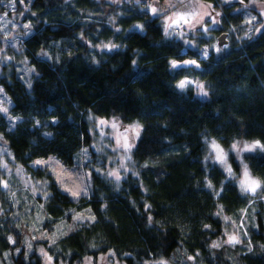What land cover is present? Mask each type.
I'll use <instances>...</instances> for the list:
<instances>
[{
	"label": "trees",
	"instance_id": "1",
	"mask_svg": "<svg viewBox=\"0 0 264 264\" xmlns=\"http://www.w3.org/2000/svg\"><path fill=\"white\" fill-rule=\"evenodd\" d=\"M205 1L222 10L218 31L230 39L225 50L201 58L198 48L183 52L180 39L165 36L160 16L133 0H30L24 17L32 31L20 46L32 71L24 79L15 68L2 71L9 112L19 120L10 128L0 114V134L27 173L49 181L43 229L85 209L94 215L53 242L38 240L55 262L78 264L113 250L126 264H264V187L241 191L234 153L233 176L207 158L211 138L225 149L240 139L264 144V26L243 34L244 13L236 8L249 0ZM7 8L0 0V14ZM106 42L114 47H94ZM186 58L198 65L172 66ZM184 77L203 81L207 96L178 87ZM90 113L138 119L142 128L120 185L92 169L90 195L73 199L31 162L55 155L75 164L92 144ZM242 157L264 181V151ZM13 206L0 187V258L22 239ZM248 212L253 222L245 220ZM226 217L245 226L241 240L213 247ZM11 261L42 264L39 253L23 248Z\"/></svg>",
	"mask_w": 264,
	"mask_h": 264
},
{
	"label": "rangeland",
	"instance_id": "2",
	"mask_svg": "<svg viewBox=\"0 0 264 264\" xmlns=\"http://www.w3.org/2000/svg\"><path fill=\"white\" fill-rule=\"evenodd\" d=\"M5 1L8 6L7 11L0 14V76L2 75V71L11 72V70L15 68L16 70L21 71V78L24 79L27 74L32 71L27 65L20 46V40L32 31L28 20L24 17L28 10L30 0ZM107 1L116 3L122 0ZM133 1L137 2L139 6L141 5L143 8H146L152 16H160L165 36L180 39L185 45L182 49L183 52L187 51L189 47L198 48L199 56L205 58L212 51L219 53L222 50H225L228 46L230 39V35L228 34V42L224 45L218 44L219 35L222 32L228 31H218L222 25V10L220 7H214L210 2L205 0ZM231 1L233 0H222L224 3H230ZM235 1L240 2V0ZM242 4L243 6H238L236 8V10H242L244 13L242 32L245 36H251L264 26V0H249L248 3ZM152 8H156L158 11L152 13ZM181 15L184 16V19H179ZM169 17L172 19H169ZM201 17H203L202 20H200ZM213 19L217 22L213 23ZM174 20L178 22L173 23ZM198 20H200L199 23H197ZM169 25H171V27H169ZM203 41L204 43H202ZM94 47L98 50H106L113 48L114 45L110 42H106L96 44ZM205 53L207 54L205 55ZM175 61L177 62V66L193 64L185 63L186 61H195L193 65H198V61L195 58H186L182 61ZM184 80L190 82L185 87L191 86L195 93L200 97L207 96L208 91L203 81L184 77L181 78L178 83ZM0 89H2V91H0V109H7V112L0 111V114L6 118L10 128H12L14 123L19 120V117L14 116L9 112L10 106L12 105V99L1 83ZM88 120L92 134V144L84 147L79 154L76 155L75 164L71 166L65 165L55 155L38 157L31 162L34 167L40 166L45 168L52 175L60 189L68 193L73 199L90 195L92 169L112 178L118 185H120L122 176L133 168L132 150L142 128V124L138 119L124 121L118 115L106 117L90 113ZM101 121H105L106 123L102 124ZM113 123L117 126L113 127ZM133 126H139L138 135L132 130ZM212 141H215L220 149H222L223 153L226 154V164L215 159L216 153L211 148ZM237 142H239L238 149H243L245 142L251 144L254 141L250 142L249 140L240 139L236 140L233 144H237ZM126 144L133 146L129 149L125 147ZM92 151H94L96 155L92 154ZM230 152L234 153L239 158L241 165L240 180L243 178V165L246 164L242 157L244 151L240 152L238 155L237 151H234L232 147L230 149L222 148L214 138L207 141V158L210 161H215L222 165L227 174V168L229 166L231 167L228 158ZM49 158L54 159L45 164L34 163L39 160L48 162ZM57 161L59 162L58 164L56 163ZM0 173V187L5 191L6 197L9 198L14 205L13 213L14 216L19 219V229L22 236L21 242L15 250L3 253V256L0 258V264H12L11 260L13 259V256H15L21 248L27 253H30L33 250L39 253L42 258V264H65L63 262H55L43 244L38 243V240H48L49 242H53L58 237L72 230L76 225V221H84L88 219L93 220L94 215L89 209H85L76 212L72 216V221L70 222L61 219L52 226L51 230L43 229L42 222L45 218V213L42 204L50 194L48 190L49 181L46 178H34L27 173L24 167L15 161L13 154L1 134ZM69 173L71 174V178L68 176ZM110 173H116L119 176V179H117L115 175H110ZM58 176L63 179V184ZM5 182L7 187H4ZM65 188H69L73 192H78L79 195L73 196L66 191ZM248 214L249 212L246 214L245 220L253 222ZM78 217H82V219H78ZM240 225L242 226V229H244L245 226L243 224ZM242 229L235 221L226 219L225 232L215 243H218L219 245L226 244L225 241H227L228 237L231 235L238 236L239 240H241ZM48 257L52 258L51 261H49ZM161 262H164V264H173L174 260L172 258L158 259L154 262L148 263L161 264ZM78 264H126V262L120 259L115 251L108 250L99 253L97 256L87 255L82 262Z\"/></svg>",
	"mask_w": 264,
	"mask_h": 264
},
{
	"label": "snow or ice",
	"instance_id": "3",
	"mask_svg": "<svg viewBox=\"0 0 264 264\" xmlns=\"http://www.w3.org/2000/svg\"><path fill=\"white\" fill-rule=\"evenodd\" d=\"M151 11H152V13H156L158 10L156 8H152ZM192 15H195V14H192ZM169 19H172V18L169 17ZM179 19H184V16L181 15L179 17ZM202 19H203V17L200 18V20H202ZM200 20H198L197 23H199ZM177 22L178 21H176V20L173 21V23H177ZM185 22H187V21H185ZM212 22L216 23L217 21H215V19H213ZM169 27H171V25H169ZM106 47H108V46H106ZM206 54L207 53H205V55ZM171 63H172L173 67L177 66V62L176 61H172ZM185 63H193L194 64L195 61H186ZM188 83H190V82L187 81V80L180 81L178 87L183 89ZM0 91H2V89H0ZM205 95H206V93H205ZM0 111L7 112V109L3 108V109H0ZM101 123L103 124V123H106V122L105 121H101ZM116 126L117 125L115 123H113V127H116ZM138 127L139 126H133V129H132L133 131L136 132L137 135H138ZM238 143L239 142H237V144H233L232 145L233 150L237 151L238 155H239L240 152H243V151L251 152V151H254L257 148H259L262 151H264V144H261L260 141H254L251 144H248L247 142H245V145H244L243 149H238ZM132 146L133 145H127V144L125 145V147H127L129 149ZM211 148L216 153L215 159L217 161L221 162V163H225L226 164V154L223 153L222 149H220L219 145L215 141L211 142ZM53 159L54 158H49L48 162L39 160V161H35L34 163L35 164H45V163H49ZM56 163L58 164L59 162L57 161ZM18 171H19V169H18ZM227 171H228L229 176H233L234 175L230 166L227 168ZM110 175H115L116 178L119 179V176L116 173H110ZM68 176H69V178H71V174L70 173L68 174ZM242 176H243V178L239 180L240 188H241L242 192H244V193H256L258 188L264 187V181H261L259 179L253 178L251 176V173L249 172L248 166L246 164L243 165ZM58 178L61 179V183L63 184V179L61 177H59V176H58ZM209 186H211V185H209ZM4 187H7L6 182L4 183ZM65 190L68 191L73 196L79 195L78 192H73L69 188H65ZM78 219H82V217H78ZM225 219H229V218L226 217ZM239 242H240L239 237L235 236V235L229 236L228 240L225 241V243H232V244L239 243ZM212 246L213 247H219L220 245L218 243H214ZM48 259H49V261H51L52 258L48 257ZM161 264H164V262H161Z\"/></svg>",
	"mask_w": 264,
	"mask_h": 264
},
{
	"label": "water",
	"instance_id": "4",
	"mask_svg": "<svg viewBox=\"0 0 264 264\" xmlns=\"http://www.w3.org/2000/svg\"><path fill=\"white\" fill-rule=\"evenodd\" d=\"M227 32H222L219 37H218V44L219 45H224L225 43L228 42V39H227Z\"/></svg>",
	"mask_w": 264,
	"mask_h": 264
}]
</instances>
